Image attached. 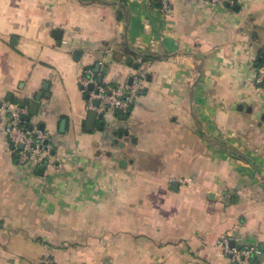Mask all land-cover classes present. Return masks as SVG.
Listing matches in <instances>:
<instances>
[{"label":"crops","instance_id":"obj_1","mask_svg":"<svg viewBox=\"0 0 264 264\" xmlns=\"http://www.w3.org/2000/svg\"><path fill=\"white\" fill-rule=\"evenodd\" d=\"M231 4L0 0V264H230L229 234L264 264V0ZM89 69L147 79L93 130ZM21 100L51 136L43 170L11 150L5 109Z\"/></svg>","mask_w":264,"mask_h":264},{"label":"built area","instance_id":"obj_2","mask_svg":"<svg viewBox=\"0 0 264 264\" xmlns=\"http://www.w3.org/2000/svg\"><path fill=\"white\" fill-rule=\"evenodd\" d=\"M161 11L170 9V0H160ZM214 3L232 2L233 0H206ZM100 73L93 69L86 71L81 76L82 89L88 96L87 108L98 114L108 112L128 115L135 105L136 100L143 94L146 87V76L135 71L130 80L119 84L100 82ZM257 83L264 84V64L257 71ZM93 84V89L90 85ZM99 100V105L95 101ZM8 114L6 132L10 141L11 150L18 155L22 165L33 164L42 166L51 162L54 156V147L49 132L32 124L29 111L18 104L5 109ZM22 146V147H21ZM219 247L228 256L230 264H263L261 256L263 250L256 246H242L238 239L232 235L222 237ZM39 264H54L50 256L43 257Z\"/></svg>","mask_w":264,"mask_h":264},{"label":"water","instance_id":"obj_3","mask_svg":"<svg viewBox=\"0 0 264 264\" xmlns=\"http://www.w3.org/2000/svg\"><path fill=\"white\" fill-rule=\"evenodd\" d=\"M227 6H228V7H231V6H232L231 2H227ZM234 8L238 10L240 7H239V5H235ZM60 34H61V31H60V30H57V31L55 32V36L58 37V38H61V35H60ZM80 54H81V51H77V52H76V56H77V57H78ZM111 57H112L111 54H109L108 57H107V60H106V61H107L108 64L111 62ZM100 68H101V66H100V65H97L95 71H96V72H99V71H100ZM104 72H105V73L107 72V67L104 68ZM101 81H102V78H100V82H101ZM48 88H49V83L47 82V83H45V85L43 86V90H47ZM90 89H93V84L90 85ZM43 95H44V92H43V91H39L38 94H37V96L35 97V99H36L37 102L32 103L31 106H30V111H31L32 114H36V113H37V108L39 107V104H38V103L41 101ZM49 96H50L49 93L45 94V97H46V98H48ZM9 100H12V96L9 97ZM17 103H18V102H17ZM99 103H100L99 100H96V101H95V104H96V105H99ZM1 105H2V103L0 102V106H1ZM19 106H21V107L26 106V101H25V100H21V101L19 102ZM97 116H98V113H97L96 111H94V110H91V111H89V113H88L87 125H88V126L90 125V129H91V130L94 129V126H95V122H96ZM65 123H66V121L64 120L63 123L61 124V126H62V127H61V131H64L63 127L65 126ZM42 128H43V126H42ZM117 141H118V140H116L115 143H118ZM124 145H125V144L122 143V144H121V147H124ZM21 147H22V146H21ZM41 169L43 170V169H44V166H42Z\"/></svg>","mask_w":264,"mask_h":264},{"label":"trees","instance_id":"obj_4","mask_svg":"<svg viewBox=\"0 0 264 264\" xmlns=\"http://www.w3.org/2000/svg\"><path fill=\"white\" fill-rule=\"evenodd\" d=\"M264 64V59H260L259 61H258V63H257V66L259 67V66H261V65H263Z\"/></svg>","mask_w":264,"mask_h":264}]
</instances>
